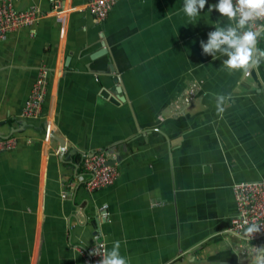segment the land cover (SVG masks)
I'll list each match as a JSON object with an SVG mask.
<instances>
[{"label":"crops","instance_id":"1","mask_svg":"<svg viewBox=\"0 0 264 264\" xmlns=\"http://www.w3.org/2000/svg\"><path fill=\"white\" fill-rule=\"evenodd\" d=\"M89 1L20 0L45 16L0 41V137L19 138L0 153V264H87L78 247L114 241L129 264H250L227 230L233 186L264 180L260 66L229 73L203 54L228 23L208 13L218 0L192 21L184 0H117L103 22ZM41 71L45 117L25 119ZM214 94L231 97L222 114ZM100 150L119 176L90 193L81 159Z\"/></svg>","mask_w":264,"mask_h":264},{"label":"built area","instance_id":"2","mask_svg":"<svg viewBox=\"0 0 264 264\" xmlns=\"http://www.w3.org/2000/svg\"><path fill=\"white\" fill-rule=\"evenodd\" d=\"M19 1L20 0H0V41L6 39L10 33L17 31L18 29L34 26L45 16L40 9L35 6L24 11L17 9L16 5ZM116 2L117 0H90L86 5V8L98 22H103L109 17ZM64 12V9L58 12V20H64V16H62ZM260 20L261 23H264V17L260 18ZM250 74L251 71H249L247 76ZM48 86L46 72L41 71L23 109V118L39 120L45 117L44 102L46 95L48 94ZM195 96L196 90L195 87H193L187 95L182 98V103H191L195 99ZM49 121L50 119H46L45 123L46 139L52 138L54 132L52 123ZM18 143L19 138L15 136L0 138V153L16 149ZM109 160L110 157L106 150H100L93 153H83L81 159L82 167L89 175L86 182V189L88 192L93 193L107 189L116 183L119 176V169L116 166L109 165ZM232 191L237 209L233 221L242 218L249 221L255 220L264 225V180L236 183L233 186ZM106 208L107 206L102 208V216H104V219L107 218ZM241 231L242 229L239 225L232 223V235L240 239L242 245L247 244L242 252L243 255H246L247 251L250 252V248L248 247L249 242L241 237ZM263 240L264 229H262L260 233L255 234L250 242L251 246L259 247L260 242ZM100 245L103 244H97L93 247L84 249L78 247L77 250L87 257V264H99V261L102 258L101 256L107 250L105 246L101 248ZM94 248L97 250L98 255L96 256L90 254Z\"/></svg>","mask_w":264,"mask_h":264},{"label":"clouds","instance_id":"3","mask_svg":"<svg viewBox=\"0 0 264 264\" xmlns=\"http://www.w3.org/2000/svg\"><path fill=\"white\" fill-rule=\"evenodd\" d=\"M206 4L207 0H184L181 11L189 21L196 20ZM214 10L228 23L217 22L213 25L215 30L208 33L207 42H200L203 54L213 59L227 57L221 68L229 73L242 71L245 76L248 75L252 68L264 63V49L258 47L259 40L264 37V23L260 20L264 17V0H218L217 4L208 6V13ZM214 96L217 113L222 114L225 111V101L231 97ZM232 223L240 226L241 237L249 242L250 264H264V247H253L250 243L255 234L264 229V225L242 218ZM100 247L103 248L104 245ZM120 247V241H114L110 250H106L102 256L99 255L102 257L99 264H129L128 258L120 254ZM90 254L98 255L96 248ZM247 254L249 255L248 252Z\"/></svg>","mask_w":264,"mask_h":264},{"label":"water","instance_id":"4","mask_svg":"<svg viewBox=\"0 0 264 264\" xmlns=\"http://www.w3.org/2000/svg\"><path fill=\"white\" fill-rule=\"evenodd\" d=\"M45 133H46V128H45ZM0 138H8V137H0ZM55 139L60 143V145H61V152L64 153V151H65V142L63 141V139H60V138H57V137ZM115 162L116 161H109L108 164L114 166L115 165ZM236 239H237L236 245L242 244V241L240 239H238V238H236ZM259 247H264V242L260 243L259 244ZM233 253H234V255H235L236 259H237V263L239 264L240 256L236 252H233Z\"/></svg>","mask_w":264,"mask_h":264},{"label":"trees","instance_id":"5","mask_svg":"<svg viewBox=\"0 0 264 264\" xmlns=\"http://www.w3.org/2000/svg\"><path fill=\"white\" fill-rule=\"evenodd\" d=\"M258 44H259V48L264 49V37H262L260 39ZM260 68H261V70L263 71V74H264V64L263 63H261Z\"/></svg>","mask_w":264,"mask_h":264}]
</instances>
